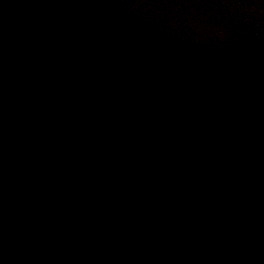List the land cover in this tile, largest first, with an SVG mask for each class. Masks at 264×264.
I'll list each match as a JSON object with an SVG mask.
<instances>
[{"label":"water","instance_id":"obj_1","mask_svg":"<svg viewBox=\"0 0 264 264\" xmlns=\"http://www.w3.org/2000/svg\"><path fill=\"white\" fill-rule=\"evenodd\" d=\"M0 264H264V0H0Z\"/></svg>","mask_w":264,"mask_h":264}]
</instances>
